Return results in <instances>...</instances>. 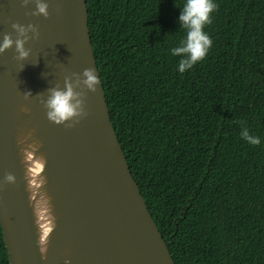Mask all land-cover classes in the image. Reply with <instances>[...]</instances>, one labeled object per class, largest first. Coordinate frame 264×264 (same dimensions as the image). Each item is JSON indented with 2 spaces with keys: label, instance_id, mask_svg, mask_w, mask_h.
<instances>
[{
  "label": "trees",
  "instance_id": "16d2710c",
  "mask_svg": "<svg viewBox=\"0 0 264 264\" xmlns=\"http://www.w3.org/2000/svg\"><path fill=\"white\" fill-rule=\"evenodd\" d=\"M184 2L86 0L110 119L174 264H264V0H215L212 46L180 73Z\"/></svg>",
  "mask_w": 264,
  "mask_h": 264
},
{
  "label": "water",
  "instance_id": "95a60500",
  "mask_svg": "<svg viewBox=\"0 0 264 264\" xmlns=\"http://www.w3.org/2000/svg\"><path fill=\"white\" fill-rule=\"evenodd\" d=\"M41 2L47 17L33 14L36 0H0V42L18 38L13 24L38 32L25 33L26 58L14 44L0 53V228L9 264H174L111 122L86 0ZM85 69L100 81L94 92L82 83ZM65 83L79 93L83 114L55 124L44 100ZM37 162L33 177L27 170Z\"/></svg>",
  "mask_w": 264,
  "mask_h": 264
},
{
  "label": "clouds",
  "instance_id": "9594fccd",
  "mask_svg": "<svg viewBox=\"0 0 264 264\" xmlns=\"http://www.w3.org/2000/svg\"><path fill=\"white\" fill-rule=\"evenodd\" d=\"M28 0H24L26 5ZM215 0H185L183 7L179 8L178 24L186 30V35L181 39L179 46L170 49L171 55L180 57L177 65V70L184 73L191 69L197 62L202 61L209 49L212 46V41L204 28L211 23V14L216 9ZM48 5L41 0H36V8L34 15L48 16ZM12 28L17 32L18 38L13 41L8 34L3 36L0 42V53L15 45V50L20 59L28 56V51L24 48V43L27 37L26 31L31 30L33 35H38L37 30L29 25L28 29L19 24H13ZM24 37V38H20ZM84 79L83 85L90 91L96 90V85L100 82L98 77L94 74L92 69H85L82 73ZM79 93L74 92L70 83H65L63 89L51 88L48 90L47 98L44 100V107L49 121L55 124H61L66 121L73 120V118L81 116L83 109L81 107L82 101L78 98ZM240 136L243 140L251 145H259L261 140L258 136H253L249 133L248 128L241 122ZM33 177L37 176L41 171V165L37 162L34 167L27 170ZM9 182L14 180L11 174L6 175ZM38 204L46 211L47 201L41 197ZM47 219V218H46ZM51 228L49 223L43 226V234L38 238L39 252L44 254L46 252V237L50 234Z\"/></svg>",
  "mask_w": 264,
  "mask_h": 264
}]
</instances>
